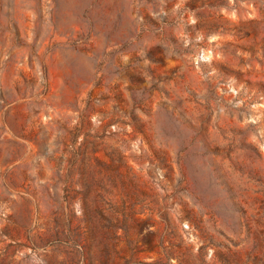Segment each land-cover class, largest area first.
<instances>
[{"label": "rangeland", "instance_id": "1", "mask_svg": "<svg viewBox=\"0 0 264 264\" xmlns=\"http://www.w3.org/2000/svg\"><path fill=\"white\" fill-rule=\"evenodd\" d=\"M0 264H264V0H0Z\"/></svg>", "mask_w": 264, "mask_h": 264}]
</instances>
